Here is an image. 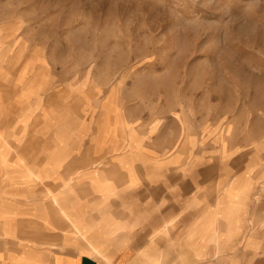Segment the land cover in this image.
I'll use <instances>...</instances> for the list:
<instances>
[{
	"label": "rangeland",
	"instance_id": "rangeland-1",
	"mask_svg": "<svg viewBox=\"0 0 264 264\" xmlns=\"http://www.w3.org/2000/svg\"><path fill=\"white\" fill-rule=\"evenodd\" d=\"M0 44L106 98L192 175L194 206L222 204L198 264H264V0H0Z\"/></svg>",
	"mask_w": 264,
	"mask_h": 264
},
{
	"label": "crops",
	"instance_id": "crops-1",
	"mask_svg": "<svg viewBox=\"0 0 264 264\" xmlns=\"http://www.w3.org/2000/svg\"><path fill=\"white\" fill-rule=\"evenodd\" d=\"M32 55L0 44V264H198L222 204Z\"/></svg>",
	"mask_w": 264,
	"mask_h": 264
}]
</instances>
